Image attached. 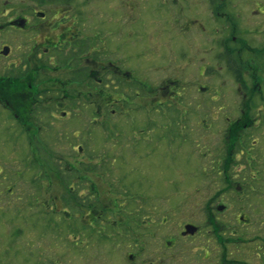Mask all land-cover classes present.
Instances as JSON below:
<instances>
[{"label":"rangeland","instance_id":"obj_1","mask_svg":"<svg viewBox=\"0 0 264 264\" xmlns=\"http://www.w3.org/2000/svg\"><path fill=\"white\" fill-rule=\"evenodd\" d=\"M7 1L0 0V9L6 6L9 11L18 9L19 0ZM71 1L70 12L80 21L90 20L92 33L103 22L105 32H112V36L100 32L102 40L105 38L114 45L109 43L113 48L109 53L113 63L108 79L112 83L107 81L109 92L101 94L100 101L97 98V103H107L109 110L101 114V122L97 125L88 123L91 113L83 116L85 136L79 143L86 150L81 154L88 155L89 170H95L87 172L88 175L94 177L103 190L110 191L114 185L117 193L106 192L108 224L105 233L89 236L86 231L85 235L76 236L78 244L70 240L71 236H64L69 232L64 221L56 217L60 213H42L41 205L35 204L33 199H53L59 187H50L54 180L47 173L36 175L34 157L37 156L29 145V133L25 134L14 121L13 106L0 103V264H128L126 255L136 252L137 260L157 261L160 250H156L153 211L163 213L173 205L182 204L187 220L192 212L198 211L195 220L202 222L207 218V205L211 207L212 203L227 205L219 213L216 206L213 207L221 222H234L235 213L236 219L243 215L250 220L248 231L240 229V235L246 240L255 239L258 264H264V105L253 104H259L257 86L264 78V73H257L253 57L255 52L264 50V0H215V3H223L222 7L212 0ZM220 10L227 12L228 20L225 16L219 17ZM233 33L234 41L241 40L244 45L240 46L244 51L240 60L245 67L246 89L231 72L227 50L221 45L226 44ZM217 35H222L221 41L216 39ZM16 36L18 34H3L2 44L10 43ZM94 44H98L96 40ZM23 59L24 55L3 59L0 70ZM117 71L120 81L114 75ZM121 72L127 75L126 84ZM141 81L147 87L144 100L158 97L164 100L163 107L172 112L176 120L183 118L181 123L186 127L180 125L181 136L191 142L193 150L190 143L181 147L171 140L169 131L173 124H167L173 122V118L167 115L163 120L158 112L145 107ZM174 82L177 83L174 88L163 89V84ZM117 84L123 86L114 91ZM179 95L196 98H182L179 103ZM204 95H208L205 97L208 101L202 97ZM86 98L83 95L84 101ZM186 100L194 102L183 103ZM166 103L176 109L170 111ZM193 107L198 113L196 117L199 116L201 127L198 128L187 122V115L186 120L181 116ZM219 108L228 111L224 113L231 117V122L242 118L239 125H232L229 131L226 119L216 121L213 116L218 115ZM246 109L253 112L254 120H243L248 116ZM200 116L212 121L204 124ZM48 117L44 112L36 113L28 122L50 121ZM15 119L19 121L20 115ZM154 121L160 127L159 133L152 128ZM209 125L212 126L208 129ZM72 131L59 132L64 142L53 145L54 155L70 156L71 146L76 142L71 138ZM56 136L52 133L44 137L53 142ZM223 140L230 145L225 154ZM172 146L176 149H171ZM225 163L232 175L235 174L229 184L219 175ZM99 169V174L105 176L104 182L96 179ZM211 172L219 179L214 180L216 184L212 189L210 178L205 177V173ZM46 183H50V189H46ZM229 187L244 188L241 190L245 194L243 209L238 208L241 202L237 199L233 203L237 193ZM42 189L46 191L42 193ZM229 193L233 196L228 198L226 194ZM214 196L217 197L212 202ZM112 199L119 200L116 206L107 202ZM143 234L145 236L137 237ZM135 239L141 243L136 245ZM170 256L166 255L167 260L174 264L207 262L198 259V251L195 257H190L193 263L186 262L184 256L182 261Z\"/></svg>","mask_w":264,"mask_h":264},{"label":"flooded vegetation","instance_id":"obj_2","mask_svg":"<svg viewBox=\"0 0 264 264\" xmlns=\"http://www.w3.org/2000/svg\"><path fill=\"white\" fill-rule=\"evenodd\" d=\"M4 1L8 2L7 0ZM17 4L18 9L15 8L12 11L6 10L7 6L4 9H0V62L3 59L7 60V58H14L18 55H24L26 60L24 61L23 59L19 60L18 63L7 64L6 68L4 67L0 70V103L13 106L15 109L12 112L14 113V121L19 124L25 134L29 133L28 136L33 134L29 145L32 147V152L34 150V155H37V164L44 166L46 164L58 165L60 172L53 174L57 176V179L50 182L52 186L48 185L50 183H46V189H50L48 186L59 187L57 189L59 190L57 197L46 200H40L37 197L33 199L35 204L41 205L42 213L48 215L49 213H53V215L60 213L56 217L64 221V227L69 232L68 235L61 234V236H71L70 240L76 241L78 244L77 235L78 237L81 234L85 235L86 231L89 232V236L95 233H105L108 224V207L105 206L106 190H103L102 185L97 184L93 180L95 178H91L87 171L83 170L85 165L88 166V162L87 156L83 153L81 154L84 151V147L80 145L79 141H83L85 136L84 128L86 123L83 121V116L91 113L88 123L97 125L101 122V114L107 113L109 110L108 106L105 105L107 103L103 104L100 102L101 104H99L97 103V98L100 101V95L102 94L103 96L104 93L109 92L108 85L112 81L108 78L112 72L111 63H113L110 61L111 54H109L113 52L111 47L113 43L111 41L109 42L111 44H109L105 38L102 40L100 37L102 33L100 32L106 33L107 36H112V32H105V22H103L96 27V32L92 33L90 20L83 19L80 21L76 14L70 12L73 6V1L71 0H19ZM214 4L220 6L218 3ZM13 11H16V13ZM219 17L226 19L227 12H223ZM6 33L18 34V36L12 39L10 43L3 45L1 36ZM233 34L230 38H227L226 44H221L223 45L222 48L227 51L229 46L236 43L234 41L236 36ZM221 36L217 35L216 39L220 40L223 38ZM95 40L98 44H94ZM22 47H24V50ZM118 73L117 71L114 75L117 76L116 74ZM121 75H123L122 72ZM122 79L126 84L127 75H123ZM118 80L120 81L119 78ZM82 84L83 86H81ZM115 86L118 88L113 90L117 91L123 85L117 84ZM175 86H177V83L174 82V84L165 83L162 87L164 89L174 88ZM141 87L143 98V96L147 95V87L146 84H142V81ZM83 88H86L85 93ZM87 88L89 89L87 90ZM83 95L87 97V100L84 101ZM207 96L204 95L202 97L205 98ZM183 97L182 95L177 97L179 103ZM186 98L196 97L186 95L183 99ZM163 101L158 97L148 101L143 98L145 107L149 108L151 112H158L163 120H165L167 115L173 118L174 123L171 121L169 124L167 122L165 124L168 126L173 124L169 134L171 140L175 141V145L178 144V146L181 145L183 147L190 143L191 150H193L191 142L183 140V136H181L183 131L181 126L183 125V128L186 127L185 123H181L183 118L182 120H176L172 112H167L163 107ZM205 101L208 100L205 98ZM186 102H194V100H186L183 103ZM147 104L150 105L147 106ZM166 104L170 111L176 109L173 105ZM102 105L105 106L102 107ZM159 109H162V111H159ZM42 112L49 116L50 121L43 119L41 122H35L34 120L31 123L28 122L29 117L34 119L36 113ZM56 112L60 116L55 115ZM224 112L228 113V111ZM224 112L222 108H219L218 115L211 116L216 121L218 119H226L228 122L227 127L230 131L231 126L239 125L238 122L242 118L231 122V117ZM196 114L198 113L193 107L182 112L181 116L185 118L187 115V122L198 128L201 126L198 125L197 118L199 116L196 117ZM245 114L248 116L243 117V120H254L251 110L246 109ZM19 115L20 120L17 121L15 117L18 118ZM202 121L206 124L212 119L206 120L204 118ZM25 123L31 127H26ZM151 124L152 128L158 132L160 127L156 125L157 122L154 121ZM165 124H160V126L163 127ZM210 126L212 125L207 128L209 129ZM203 128L206 127L203 126ZM68 129L73 130L71 138L76 140L71 146L70 156L64 158L65 156L62 155H54L52 153L53 145H62L64 142L59 132ZM196 131L199 134V131ZM52 133H56L57 136L53 142H50L44 136L50 137ZM160 134H162V131H160ZM175 135H177V138L174 137ZM162 137L164 136L162 135ZM171 140L169 143H171ZM223 142H225L223 148L225 154L229 152L230 145L228 144L229 141L223 140ZM171 149L176 148L172 146ZM78 152L79 154H77ZM77 157H79V160L76 161ZM73 158L75 159L72 160ZM222 170L219 175L223 176L227 184L231 183L230 179L235 174L232 175L226 163ZM94 171L92 170L90 173H94ZM99 172L100 169L96 179H102L103 182L106 181L105 176L102 173L99 174ZM212 173H205V177L210 178L211 189L216 184L214 180H219L212 176ZM36 175L39 176L40 174ZM50 175L53 179L52 174ZM43 181L41 180V182ZM229 188L233 193L234 191L237 193V197L235 196L232 199L233 203L237 199L241 202L238 208L243 209L242 201L245 200V194L241 190H244V188ZM46 189H42V193ZM151 190H154L152 185ZM217 196L213 197L212 202ZM226 196L229 198L233 194L229 193ZM118 201V199H112L107 202L112 206H116ZM202 206L204 205L202 204L200 208ZM214 206H216L215 203H212L211 207L207 205V218L203 221L201 220L202 222L195 220L198 217L195 216L198 211L192 212L190 220H187V216L184 213L185 208L182 204L173 205V207L163 211V213L160 210L153 211L156 250H160L159 255H157L158 262L152 259L150 261L146 259L137 260L139 256L136 252L126 255L125 259L128 260V264H174L172 260H167V254L171 255L176 261H182L184 256L186 262L193 263L191 258L192 256L195 257L197 251L198 259H206V264H258L259 256L255 239L246 240L243 235H240V229L248 231L250 220L243 215H239V218L236 219L237 213H235L234 222L230 220L221 222L215 213L224 211L227 205L224 203L218 204L216 206L217 212H214ZM155 209H157L156 206ZM117 215L120 216V214ZM114 227L115 224L112 228ZM96 229L97 231H95ZM139 236L142 237L145 234L137 235V237ZM203 237L206 238L202 239ZM76 242L74 245L78 247ZM140 243L141 240L135 239L136 245Z\"/></svg>","mask_w":264,"mask_h":264},{"label":"trees","instance_id":"obj_3","mask_svg":"<svg viewBox=\"0 0 264 264\" xmlns=\"http://www.w3.org/2000/svg\"><path fill=\"white\" fill-rule=\"evenodd\" d=\"M212 1H213V3L216 2L215 0H212ZM223 5H224L223 3H220L221 7ZM222 10H223V8H222ZM222 10H220L221 14L223 13V12H221ZM217 13H219V12L217 11ZM240 46H244L240 41L236 42L232 46H229V50L226 53V58H227V61H228V64H229L228 66H229L231 72H233L234 75L236 76V79H237L238 83L240 82L246 89L248 84L246 82V78H245V74H244L245 73V71H244L245 67H244V65H242L241 60H240L241 52H244V51H242L243 48H241ZM238 47H239V49H238ZM253 57H255L254 60H256V66H257L256 71H257V73H259V71H260V73H264V50H260V52H258V53L255 52L253 54ZM257 87L259 89V93L256 95V97L259 98L260 100L258 102L259 104H255V103H253V104H254V106H259V105H262V104L264 105V92L262 90V89H264L263 88L264 87V78L262 79L261 83H259V85ZM32 138H33V134L31 136H29V142H31ZM83 150L86 151L85 149H83ZM35 156H37V155H35ZM86 156L88 157V155H86ZM36 158L37 157H34V159L36 161V164H37V159ZM32 160H33V157H32ZM32 167H35L33 165V162H32ZM83 170L87 171L88 173L92 172V170H89V166H86V165L83 167ZM47 171H50V172H47ZM58 171L60 172V170L58 168V165H56V164H46L45 166L37 164V172H38L37 174H41V172L42 173H47L49 175V177H51L50 174H52L54 181L57 179V176H54L53 174L58 172ZM111 185H113L112 182H111ZM115 191H116V189H115V187L113 185L111 190L110 191H106V192L117 193Z\"/></svg>","mask_w":264,"mask_h":264}]
</instances>
